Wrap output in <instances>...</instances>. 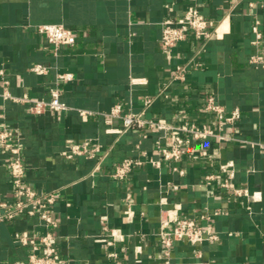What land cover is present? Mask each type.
Instances as JSON below:
<instances>
[{
  "label": "crops",
  "instance_id": "1",
  "mask_svg": "<svg viewBox=\"0 0 264 264\" xmlns=\"http://www.w3.org/2000/svg\"><path fill=\"white\" fill-rule=\"evenodd\" d=\"M166 3L179 17L188 0H0V69L8 90L17 97L47 99L58 85L70 107L35 114L25 102L0 95V126L19 130L26 182L40 193L57 194L53 232L69 264H114L116 257L123 264H264V69L249 62L256 51V20L264 39V0H197L214 21L213 33L203 44L181 41L171 59L160 49ZM46 23L73 29L76 43L55 52L37 31ZM35 63L48 72L32 71ZM177 63L187 65L184 81L173 79ZM58 73H72L73 79L58 82ZM132 77L147 82L132 84ZM206 92H214L227 114L238 108L241 117L220 130L216 116L204 108ZM147 97L154 100L145 111ZM117 103L124 111H145L146 117L175 125L207 123L224 138L193 141L197 152L179 163L164 160L157 141L169 144L171 132H107L123 126L121 119L106 122ZM80 110L89 115L82 117ZM90 137L100 140L101 159L63 155L69 145ZM9 155L0 145V202L12 201ZM126 157H139L143 164L125 180L113 179L111 173ZM228 163V171H221ZM176 165L185 174L175 171ZM211 173L218 176L207 183ZM230 173L235 187L257 191L258 198L223 188L220 183ZM176 205L184 217L211 214L219 239L196 246L178 241L167 263L158 231L162 210ZM126 210L133 212L132 221L125 219ZM25 230L37 236L47 232L37 216L0 224V264L28 259L31 247L18 240Z\"/></svg>",
  "mask_w": 264,
  "mask_h": 264
},
{
  "label": "built area",
  "instance_id": "2",
  "mask_svg": "<svg viewBox=\"0 0 264 264\" xmlns=\"http://www.w3.org/2000/svg\"><path fill=\"white\" fill-rule=\"evenodd\" d=\"M169 15L161 21L160 49L167 59H171L173 48L181 41L195 40L203 44L208 39L214 29V21L208 18L200 10L197 0H188L185 12L175 17L172 15L174 10L170 3L165 4ZM37 31L44 35L55 52L61 46H72L77 41L76 33L73 29L68 28L60 23H46L37 25ZM252 31L255 35L252 43L256 51L249 57L252 65L264 69V39L260 29V21L256 20L253 24ZM31 70L37 74H45L48 67L42 63H35ZM0 78L4 86L1 92L4 98H11L22 101L27 104V110L31 113L41 114L45 111H65L70 107L61 99V89L58 85L50 89V96L47 99L30 97L28 94L17 97L8 90L9 81L6 78L4 69H0ZM187 78V65L177 63L173 72V79L184 81ZM72 73H58L57 81L72 80ZM132 84L146 83L145 77H132ZM153 97H147L144 100V110L146 111L153 103ZM204 108L207 112L213 113L218 122L220 130L225 123L234 124L240 117L241 112L238 108L227 114L223 105L217 102L214 92H206ZM145 111L134 112L124 111L121 103H117L112 110L106 114V122L112 124L114 120L121 119L122 127H109L108 133H122L130 129H149L152 131L171 132L170 143L157 141V150L160 157L164 160H173L179 163L186 155H193L197 149L191 145L193 141H206L210 138H224L223 134L216 131L207 123L199 124L195 121L187 120L179 125H175L166 119H154L145 116ZM82 117H87L89 112L80 110ZM146 137V135H144ZM0 145L9 150L10 155L6 159V164L11 173L12 201H1L0 207L4 211L0 212V224L5 221H14L24 217L37 216L41 219L47 232L41 236L34 235L25 230L18 236L21 245L31 247L26 261H17L14 264H69V260L64 257L57 248V237L53 229L58 227V221L53 216V206L57 199L55 191H46L40 193L26 182V165L22 158L21 137L17 127L7 124L0 126ZM102 144L98 138H86L80 143L69 145L63 155L66 158L85 157L89 159H101ZM146 155V151L142 152ZM201 154L207 155L206 150L200 151ZM156 165L160 164L159 160L153 161ZM143 164L139 157H126L116 165L111 176L115 180H125L132 170ZM231 163L223 164L220 170L228 171ZM174 170L180 174H185V169L176 165ZM218 175L211 173L206 175L207 183H210ZM220 185L229 191L231 195H246L247 197L258 198L259 192H250L249 189L237 188L232 182V173L224 178ZM180 206L166 207L162 210L160 228L158 231L160 244L163 248V257L166 262H170L171 251L178 241H185L190 245H201L205 241L218 240L219 235L212 225L211 214H201L198 218L184 217L180 215ZM219 212L216 211L215 214ZM125 219L132 221L133 212L126 210ZM104 229H108L104 225ZM112 235H117L111 232ZM108 245L113 244V240L107 241ZM138 250V249H137ZM201 257V253H198ZM114 264H123L117 257ZM199 264V263H197Z\"/></svg>",
  "mask_w": 264,
  "mask_h": 264
}]
</instances>
